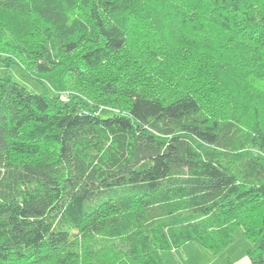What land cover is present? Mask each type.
Returning a JSON list of instances; mask_svg holds the SVG:
<instances>
[{
    "label": "trees",
    "instance_id": "16d2710c",
    "mask_svg": "<svg viewBox=\"0 0 264 264\" xmlns=\"http://www.w3.org/2000/svg\"><path fill=\"white\" fill-rule=\"evenodd\" d=\"M0 56V264H264V0H0Z\"/></svg>",
    "mask_w": 264,
    "mask_h": 264
},
{
    "label": "crops",
    "instance_id": "0c3cea01",
    "mask_svg": "<svg viewBox=\"0 0 264 264\" xmlns=\"http://www.w3.org/2000/svg\"><path fill=\"white\" fill-rule=\"evenodd\" d=\"M247 240L238 233L235 238L217 252L197 242H186L178 248L163 251L166 264H253L246 252ZM264 261V251L262 253Z\"/></svg>",
    "mask_w": 264,
    "mask_h": 264
},
{
    "label": "rangeland",
    "instance_id": "374dc122",
    "mask_svg": "<svg viewBox=\"0 0 264 264\" xmlns=\"http://www.w3.org/2000/svg\"><path fill=\"white\" fill-rule=\"evenodd\" d=\"M2 56H0V77L8 75L13 79L14 81L20 83L24 87H26L29 90H32L34 92H43L46 89L48 90V93H50L49 87L47 85H43L42 82L39 80L31 77L30 75L24 73L22 68L17 64L16 62H4L1 60ZM72 85V86H71ZM71 89L78 90V87L80 89V86L77 84V80H74V82L71 83ZM78 86V87H77ZM84 88V86H83ZM62 97H66L65 93L61 94ZM110 110L107 109H102L100 113L103 116H109L110 115ZM165 262L167 263L166 257H165Z\"/></svg>",
    "mask_w": 264,
    "mask_h": 264
}]
</instances>
